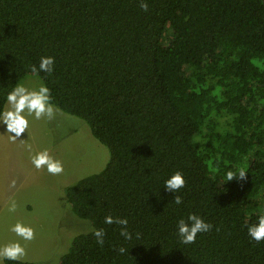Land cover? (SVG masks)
Instances as JSON below:
<instances>
[{
  "label": "trees",
  "instance_id": "1",
  "mask_svg": "<svg viewBox=\"0 0 264 264\" xmlns=\"http://www.w3.org/2000/svg\"><path fill=\"white\" fill-rule=\"evenodd\" d=\"M146 2L0 0V110L36 74L110 150L66 189L105 243L81 233L54 264H264L247 232L264 210V0ZM42 56L53 73L31 71ZM238 168L246 177L227 181ZM177 171L180 205L163 185ZM190 213L213 227L183 245L177 223ZM107 215L126 217L132 238Z\"/></svg>",
  "mask_w": 264,
  "mask_h": 264
},
{
  "label": "rangeland",
  "instance_id": "2",
  "mask_svg": "<svg viewBox=\"0 0 264 264\" xmlns=\"http://www.w3.org/2000/svg\"><path fill=\"white\" fill-rule=\"evenodd\" d=\"M20 82L30 89L44 84L36 74ZM56 109L51 120L30 117L29 129L15 141L5 133L6 126H0V244L19 239L10 231L17 221L30 225L35 238L21 241L26 248L22 260L38 264L59 262L77 235L92 230V223L76 216L66 203V189L100 172L110 160V150L85 120ZM45 149L63 162L61 175L32 164L31 157ZM12 202L15 212L8 211Z\"/></svg>",
  "mask_w": 264,
  "mask_h": 264
},
{
  "label": "clouds",
  "instance_id": "3",
  "mask_svg": "<svg viewBox=\"0 0 264 264\" xmlns=\"http://www.w3.org/2000/svg\"><path fill=\"white\" fill-rule=\"evenodd\" d=\"M141 8L148 10L146 0H141ZM55 68V58L52 56L40 57L38 67L33 65V73L44 72L51 74ZM6 107L0 110V126L5 127V133L10 134V139L15 141L30 127V117L36 120L54 118L57 111L52 102L51 90L46 84H41L38 88H29L24 83L17 82L5 95ZM30 147V146H29ZM31 162L36 169H46L53 175L59 176L64 172V164L61 160L52 156L47 149L37 152L31 157ZM247 171L244 168H238L236 171H228L226 180L230 181L234 177L245 178ZM169 192L175 193L173 202L176 205L183 203V199L178 193L186 185V179L182 172H175L169 176L163 183ZM9 212L16 211V204L12 202ZM104 223L108 225L116 224L120 226V235L126 240L132 238L128 230L129 221L126 217H114L107 215L104 217ZM213 225L207 222L202 216L196 213H190L187 218H181L177 223V234L183 245L194 244L198 234L206 233L212 229ZM10 231L19 239L6 244H0V264L4 261L19 262L26 256V248L21 241H32L35 238V230L30 225L17 221L10 228ZM248 236L257 244L264 242V210L257 214L256 222L247 226ZM92 235L96 243L103 246L105 243L106 231L104 228H93ZM120 253L125 252L121 247Z\"/></svg>",
  "mask_w": 264,
  "mask_h": 264
}]
</instances>
